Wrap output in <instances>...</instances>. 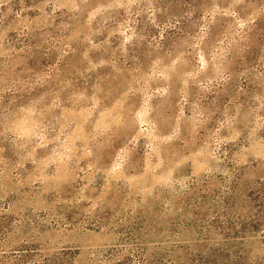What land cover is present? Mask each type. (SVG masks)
<instances>
[{"label":"rangeland","instance_id":"rangeland-1","mask_svg":"<svg viewBox=\"0 0 264 264\" xmlns=\"http://www.w3.org/2000/svg\"><path fill=\"white\" fill-rule=\"evenodd\" d=\"M0 210L72 264H264V0H0Z\"/></svg>","mask_w":264,"mask_h":264},{"label":"trees","instance_id":"trees-1","mask_svg":"<svg viewBox=\"0 0 264 264\" xmlns=\"http://www.w3.org/2000/svg\"><path fill=\"white\" fill-rule=\"evenodd\" d=\"M7 208L8 204L2 206V210L4 209L6 211ZM1 219L2 215L0 213V220ZM66 220L69 222L67 223L68 226H70L72 223L68 221V219ZM61 224L66 223L61 222ZM0 228V264H72L69 263L71 258L67 256L66 252L59 251L57 253L47 254L43 249L28 247L26 239L15 241L14 232L16 231L13 232L10 228L3 225H1ZM125 251L129 253L127 249ZM140 257L141 253L139 255V258ZM121 258L124 257L121 256ZM126 258L127 257H125V260Z\"/></svg>","mask_w":264,"mask_h":264}]
</instances>
